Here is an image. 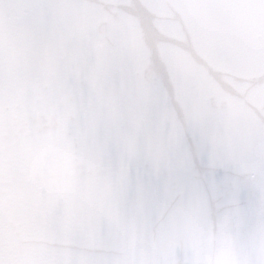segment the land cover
Instances as JSON below:
<instances>
[{
    "label": "water",
    "instance_id": "95a60500",
    "mask_svg": "<svg viewBox=\"0 0 264 264\" xmlns=\"http://www.w3.org/2000/svg\"><path fill=\"white\" fill-rule=\"evenodd\" d=\"M17 3L44 13L38 34L47 68L33 101L56 139L75 133L80 145L79 157L73 144L66 149L76 172L49 227L81 264H110L82 238L111 212L109 180L125 152L174 159L188 196L163 207L160 227L193 241L207 220L199 203L206 179L224 182L237 165L264 178V0ZM107 6L128 9L119 26ZM112 227L124 237L121 264H170L163 249H145L143 223L125 217Z\"/></svg>",
    "mask_w": 264,
    "mask_h": 264
},
{
    "label": "clouds",
    "instance_id": "9594fccd",
    "mask_svg": "<svg viewBox=\"0 0 264 264\" xmlns=\"http://www.w3.org/2000/svg\"><path fill=\"white\" fill-rule=\"evenodd\" d=\"M126 11L105 8L117 26ZM43 15L39 7L0 0V264H81L83 259L49 227L58 206L68 202L66 185L76 172L65 162L66 149L73 144L79 157L80 145L75 133L56 139L33 101L47 68V41L38 34ZM180 174L173 158L125 152L109 180L111 212L101 214L99 227L82 244L110 264H121L124 237L112 224L126 217L146 225L145 249H163L170 264H264V178L257 182L237 165L224 182L206 179L199 203L207 220L193 241L160 227L166 223L163 207L187 199ZM80 194L86 197L82 183Z\"/></svg>",
    "mask_w": 264,
    "mask_h": 264
}]
</instances>
